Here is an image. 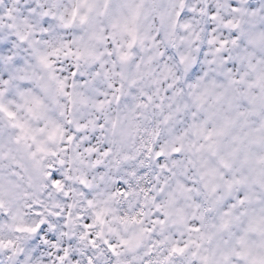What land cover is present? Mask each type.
<instances>
[{"label": "clouds", "instance_id": "obj_1", "mask_svg": "<svg viewBox=\"0 0 264 264\" xmlns=\"http://www.w3.org/2000/svg\"><path fill=\"white\" fill-rule=\"evenodd\" d=\"M80 2L0 0V44L17 32L29 37L28 47L16 43L7 55H0V105L17 118L10 120L0 112V241L11 240L28 252L35 235L23 229L44 227V221L51 230L56 222L57 234L68 233L77 247L87 250L79 236L91 222L93 235L102 232L103 239L114 244L129 241L118 249L121 264H155L177 239L199 240L204 246L191 248L182 264H194L192 251L207 255L209 264H220L226 253H232L233 264H247L238 260L236 250H247L250 258L264 257V4L253 13L248 4L257 0H88L73 20ZM233 4L241 11L234 13ZM181 5L188 13L185 19L177 16ZM211 9L217 20L210 19ZM82 16L87 20L82 22ZM45 19L50 21L47 29ZM229 20L239 27L225 28ZM221 40L229 43L217 51ZM70 50L74 55L66 58ZM244 53L251 59L241 62ZM122 54L128 59L122 60ZM41 55L49 57L51 68L40 63ZM225 55L238 64V71L248 73L245 79L256 83L254 89L230 83ZM18 59L23 63L16 64ZM61 82L67 95L59 89ZM241 91L258 97L246 125L235 117L239 107L233 104L229 110L233 94ZM226 116L233 118V125L228 136L217 138L220 149L213 155L202 147L208 143L205 129L221 126ZM17 121L29 129L19 143V129L12 127ZM249 132L246 149L233 155L232 137H248ZM71 137L75 139L69 142ZM161 147L163 163L171 171H161L155 158ZM177 147L179 154L173 151ZM104 150L108 156L100 155ZM221 159L232 168H223ZM213 169L219 171L212 175ZM52 170L62 176L60 189L47 179ZM221 174L243 179L233 193L248 196L231 217L222 216L229 196ZM162 184L163 193L153 191ZM153 196L165 206L167 223L148 233L156 211ZM223 219L231 222L227 230L220 228ZM194 222L201 225V233L189 232ZM249 223L258 230L245 232ZM240 235L245 236L246 249L237 243ZM58 238L63 243L68 236ZM156 241L164 243L152 256L145 255ZM46 256L30 264H44ZM93 257H99L97 264H115L102 240ZM85 259L79 257L80 264ZM14 260L23 264L21 257ZM4 262L5 254H0V264Z\"/></svg>", "mask_w": 264, "mask_h": 264}, {"label": "snow or ice", "instance_id": "obj_2", "mask_svg": "<svg viewBox=\"0 0 264 264\" xmlns=\"http://www.w3.org/2000/svg\"><path fill=\"white\" fill-rule=\"evenodd\" d=\"M264 4V0H257L256 3H250L248 4V8L250 10H253V13L257 8H260L261 5ZM82 6H88V0H81L80 3L77 4L75 10L72 12V18L75 20L77 15L79 14V9ZM183 5H181V11L177 12V16L185 19L188 16V13L183 12ZM234 13H238L241 11L240 7L236 4L232 5L231 9ZM88 11L91 12L92 8L89 6ZM191 12L195 13L197 11V8L193 7ZM212 12V15L210 16L211 20H217L218 17L215 14V9L210 10ZM44 16H48L49 13L45 11L43 13ZM9 19H12V12L9 10L7 14ZM82 22L87 20V16L81 17ZM27 23V21H25ZM50 21L45 19L43 22L44 29H47ZM12 27H15V25H12ZM187 27V25H185ZM225 28H238L239 25L236 23H233L232 21H227L224 24ZM232 36L236 37L237 33L234 31L232 32ZM28 41L29 37L26 34H22L20 32L16 33V36L13 37V39L7 43L0 44V55H7L9 51L15 46L16 43H19L23 47H28ZM210 43H216V41H210ZM227 40H221L219 42L220 47L217 48V51H220L221 49L227 47L228 45ZM233 45H237L238 41L237 39H233L231 41ZM239 43H243V41H239ZM132 45H129L131 47ZM56 53L53 52L52 55H55ZM66 58L69 55H74V53L71 52V50L65 54ZM11 58V57H9ZM122 60H127L128 55L122 54L121 55ZM241 62H243L245 59L250 60L251 57L244 53L238 58ZM40 63L43 64L46 68L52 67V62H50L49 57L47 55H41L39 56ZM225 64H226V74L231 77L230 83L233 85H246L248 89H254L257 85L256 83L252 81H247L245 77H247L248 73L243 71H238V64L236 62H229L228 56L225 55L224 58ZM22 60H16V64H22ZM79 66L77 65L76 68ZM0 68H2V65H0ZM248 68L252 71H255V66L253 63L248 64ZM77 71L74 68L72 71V78L75 79L77 76ZM194 76H198L199 73L193 70ZM99 75V74H97ZM5 81H7L8 77L5 75L4 77ZM72 87H75V84L72 85ZM66 84L64 82H61L59 85V89L61 92H64L65 95L67 93L65 92ZM122 91V89L120 90ZM113 99L119 100V96H114ZM258 97L253 92H244L241 91L239 95L233 94L232 100L229 103V110H232L233 104H235L237 107L240 108L238 112L235 113L236 119L242 124H247V118L252 116L254 114V107L257 104ZM0 112H3L10 120H16V114L14 112H11L8 110V108L0 105ZM233 125V118L231 116H226L224 123L219 127L209 128L205 129V135L204 140L208 143L206 145H203L202 147H206L209 152H211L213 155H216L220 149V144L217 138L219 137H225L230 134V129ZM13 128L19 129V135L16 137V142L19 143L22 140L27 139L29 129L26 124L21 122H16L12 125ZM202 128L204 126H201ZM54 135V134H53ZM251 133L249 132L248 137H245L243 133L241 135H235L232 137L233 140V147L234 152L233 155H239L241 154L245 149L247 144L251 141ZM34 139V137H33ZM75 137L69 138V142L74 140ZM39 151H44L43 148L38 149ZM90 152L99 151L98 149H88ZM173 151L176 154H179L181 149L179 147L173 149ZM35 155V154H33ZM102 156H108L109 151L104 150L100 153ZM165 157V151L163 147L160 148V150L155 151V158L160 161V169L161 171H171V169L168 168L166 163H163ZM151 159V157H149ZM61 165L64 164V161H59ZM97 163L99 164L100 161L97 160ZM220 164L225 169H231L232 165L228 163L225 159L220 160ZM219 170L213 169L210 174L215 175ZM222 179H224V182L227 187V192L229 198L227 199V203L223 205V217H231L233 215V211L237 208H243L246 200L248 199V196L245 192L237 191L233 193V188L236 185H242L244 183V180L241 179L239 176H236L235 178H232L229 176H224L221 174ZM47 179L51 181V186L56 189L61 188V180L62 176L59 172L52 170L47 174ZM157 181H160V177H156ZM121 188H124V185H120ZM166 187V184H162L159 189H154L153 191H159L160 193L164 192V188ZM180 188L183 191H191V189H187L184 187V185H180ZM213 192H216L217 189H213ZM120 195H127V192H121ZM171 195V194H170ZM225 197L221 195L219 197L220 201H223ZM152 203L156 209L154 213V218L151 221L152 227L146 229L145 231L148 233H152L156 231V227L159 226L163 228L165 224L167 223L166 217L168 213L164 211V205H161L156 202L155 197L153 196ZM200 206L197 205V208ZM213 209L209 208L208 211H212ZM82 219V217H80ZM203 216L200 217L201 220H203ZM97 219H100V222L103 223L104 221L101 218V214H97ZM69 220H71V215L69 214ZM139 222V221H137ZM44 227H40L39 225L35 228H28L23 229V231L30 232L35 235V239L28 242L27 249L28 252H31V256L28 255V252L25 251V249L20 248L17 249L16 245L13 241L9 240L7 242L0 241V254H5V262L4 264H18L17 261L14 260V257H21L23 259V264H30V261L32 259H37L41 256V254H47L44 260V264H80L79 257L86 256V259L84 260V264H97V259H94L93 253L98 252L100 248V242L102 240L103 246L106 249L107 253L115 259V264H121V261L119 260V257L121 256V252L118 251L119 248H122L124 246H127L129 244V241L127 240H121L120 244H114L110 242L107 239H103V233L98 232L95 235L92 234L90 231L94 225H92L91 222H86L83 225V228L86 230L82 235L79 236V241L81 244H85L87 246V250L82 247H77V240L73 239L69 236L68 233L61 232L57 234L56 232V222H53L51 226V230H49V225L45 223L44 221L41 222ZM230 220L223 219L220 228L222 230H227L230 227ZM258 225L254 223H249L247 228L245 229V232H254L258 230ZM189 232L192 233H201L203 229L201 228V225L199 223L194 222L192 225L189 226ZM59 237L68 236V239L64 241L63 243L60 241ZM205 239L204 236L200 237V240ZM210 239V237H209ZM163 241H156L153 243L149 250L145 253L147 256H152L155 250L158 247H161L163 245ZM237 243L241 246H244L245 249L247 248V243L245 240L244 235H240L238 237ZM195 249H202L204 246L199 242V240H187V241H181L180 239L175 240L170 247L167 248V251L162 255V258L155 262V264H182V259L185 257L187 253H189L191 248ZM100 255H103L101 253ZM235 256L240 261H246L247 264H264V257L262 256H253L250 258V254L247 250L235 251ZM49 257L51 260H49ZM191 257L194 262V264H209V257L207 255H202L199 251H192ZM220 264H233L232 262V253H226L222 256Z\"/></svg>", "mask_w": 264, "mask_h": 264}]
</instances>
